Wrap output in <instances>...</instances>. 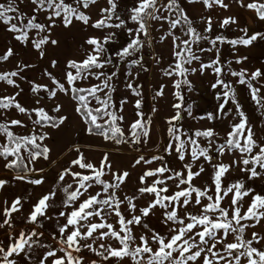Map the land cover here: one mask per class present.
Listing matches in <instances>:
<instances>
[{"label":"snow or ice","instance_id":"1","mask_svg":"<svg viewBox=\"0 0 264 264\" xmlns=\"http://www.w3.org/2000/svg\"><path fill=\"white\" fill-rule=\"evenodd\" d=\"M97 2H0V25L11 34V40L25 47L30 44L39 59L45 57L47 45L59 43L51 38L57 21L64 28L79 22L105 33L89 36L84 41L88 47L83 58L67 60L61 76L47 68L42 70L41 80L46 79L47 83L30 78L27 73L36 70L37 65L23 59H17L14 67L0 70V85L4 86L0 88V159L4 168L24 173L16 175L15 180L32 185L45 183L42 175L29 179V174L44 171L33 167L39 159L50 160L51 148L44 143L51 138L47 129L58 130L68 120L67 115H54L63 109L61 95L74 102V111L87 136L115 145H135L138 151L139 145L150 140L152 123L142 110L143 86L135 83L141 72L149 70L143 50L171 38L172 62L161 69L165 77L175 78V114L166 121L168 142L163 154L139 155L134 159L132 168L143 170L130 192L126 188L131 173L114 168L108 152L94 163L80 146L71 145L68 150L76 155L58 173L52 188L32 203L26 213L21 197L10 203L3 201L0 231L7 242L0 239V264H264V232L247 234L250 229L264 226V189L257 191L247 183L264 179V136H257L237 100L232 81L224 79L230 75L236 78V84L246 86L264 118V96L260 94L264 89L260 82L264 72L259 68L251 73L244 68L232 69L233 61L221 62L219 47H248L258 39L264 40V33L249 35L244 27L238 29L242 35L233 39L222 33L212 36V16L202 15L194 21L180 0H133L123 15L118 10L119 0H106L107 6L100 8L99 18L92 21L87 10ZM234 2L264 21L262 0ZM187 3L202 4L205 11L230 7L225 0ZM194 24H202L203 29L198 30ZM235 24V16L218 21L220 29ZM112 29L117 31H108ZM118 31L126 36V42L117 49L114 45ZM153 32L158 33V40ZM202 42L209 46L202 47ZM204 53L215 56L205 62ZM17 55L9 42L0 53V65H7ZM151 59L160 64L155 53ZM246 60L247 57L238 56L234 62L242 64ZM57 63L51 61V67L56 68ZM122 66L126 68L124 87L137 97L133 103L135 119L128 125V135L121 125L125 121L124 105L129 101L124 98L117 105L113 99V81ZM134 68L139 71L133 73ZM209 70L215 76L211 88L218 90L215 99L219 103L215 114L196 117L192 105H184L183 90L193 91L190 75L203 76ZM21 82L28 85L31 107L18 99L25 93ZM164 87L160 86L154 99L163 96ZM229 101L235 106V114L223 136L213 128L189 131L182 127L185 114L193 120L227 117L232 113L227 107ZM48 102L52 103L50 108L45 107ZM173 156L180 162L179 168L170 166L166 158ZM226 156L231 157L230 162H224ZM201 160L203 163L198 164ZM153 164L156 166L150 167ZM236 170L244 175L229 182V173ZM67 177H71V182ZM197 179L202 184L195 183ZM8 183L0 179V190ZM15 214H20L24 225L18 230Z\"/></svg>","mask_w":264,"mask_h":264},{"label":"rangeland","instance_id":"2","mask_svg":"<svg viewBox=\"0 0 264 264\" xmlns=\"http://www.w3.org/2000/svg\"><path fill=\"white\" fill-rule=\"evenodd\" d=\"M4 2V0H0ZM181 5L185 8L188 15L195 21L198 20L200 16L211 15L213 18V33L212 36L222 33L229 39L236 38L242 33L238 30L239 28L247 27L249 35L255 32L264 33V21L259 20L256 17L255 12L240 8L234 0H225L226 3L230 4L228 10L213 8L212 10L205 11L202 4H188L187 0H180ZM249 0H245L248 3ZM264 2V0H262ZM133 0H119V11L123 15L126 7H130ZM106 0H98L96 5L91 6L87 12L91 16L92 21L99 18V9L106 7ZM26 11L28 9H25ZM226 16H235L237 19V24L231 25L226 29H220L218 21ZM43 20V16L40 17ZM132 27L133 25H129ZM198 30L203 29L202 24H194ZM108 31H117L115 29ZM105 33L98 30L92 29L90 26H85L79 22H74L69 28H64L59 21H57V27L53 28L51 31V38L57 40L59 43L57 45H47L45 51V57L43 59L38 58V54L31 48L29 44L27 47L20 45L18 42L11 40V34L4 30V26L0 25V53H2L9 42L11 46H14V50L18 55L10 60L7 65H0V70L5 67H14L17 59H23L25 62L34 63L37 65L36 70H30L27 75L30 78L36 79L39 82L47 83L46 79L41 80L40 73L42 70L47 68L49 71L53 72L56 76H61L62 71L65 67L66 61L69 59H82L84 56V50L87 49V45L84 41L89 36H103ZM179 34V32L177 33ZM118 40L114 47L119 48L120 45L126 42V36L122 32H117ZM152 35L158 40V33L153 32ZM202 47H208L207 43L202 42ZM221 48L220 59L222 63L229 60L233 61L231 68L234 70H240L241 68L247 69L249 73L255 71L259 68L264 72V40L258 39L253 42L252 45L248 47L237 46L233 49L230 45L224 44L219 46ZM111 51V48H110ZM155 53L160 58V64L156 65L151 59V54ZM144 63L149 69L147 72H141L140 78L135 81V83L142 85L143 92V112L145 117H151V131L150 140L147 143H142L139 145V150L137 151V146L129 144L115 145L111 142H105L96 137L87 136L84 132V125L80 120V117L74 111V102L68 97L63 95L60 96L59 102L63 104V109L60 113L54 115H67L68 120L65 125L60 129H47L50 133V139L44 141L51 148L50 160L45 161L42 158L39 159L33 167L36 169H44L42 173H31L29 174V179L39 178L40 175L44 177L45 183L42 185H32L25 181L15 180L14 177L18 174L22 175L24 173L17 172L15 170H7L4 168V162L0 159V179L7 180L9 183L4 189L0 190V210H2L3 201L8 200L9 203L16 197H21L24 201V212L26 213L30 205L39 199L43 194L48 192L52 186L55 184L58 173L67 166V163L76 154L75 152L69 151L71 145H78L85 152L90 160L94 163H98L99 159L102 157L103 153L108 152L110 154V159L113 162V166L116 169L127 170L131 173V176L127 182L126 191H131L137 185L138 176L142 172V167L132 168V163L134 159L139 155H145L150 157L154 154H163L164 145L168 142L166 129L168 127L166 121L167 119L175 114V110L172 108V104L176 102L173 96L172 80L173 78L165 77L162 74L161 69L166 68L171 62V38L163 43H153L152 48H145L143 50ZM215 53H204L203 59L207 62L210 58H214ZM247 57V60L242 64H236L234 61L237 57ZM57 61V67H51V61ZM196 66V65H194ZM111 71V69H109ZM126 71L125 66L120 68V75L113 81L116 91L113 93V99L119 105V102L127 98L129 103L124 105L123 115L125 117L124 123L121 125L128 135V125L135 119V109L133 108L134 100L137 97H133L129 91L124 87V82L126 76L124 75ZM133 73L139 71V69H132ZM189 79L192 81L193 91L189 92L186 88L183 90L184 94V105H192L193 115L196 117L204 116L207 113H216L218 101L215 99V93L218 90H213L211 84L215 81V76L211 71H206L203 76L199 73L195 75H190ZM225 80L232 81L237 94V100L242 105V109L245 111L249 117L250 123L253 125L254 131L257 136H264V118L261 117L260 113L257 111L256 105L251 101L248 90L246 86L236 84V78L226 75ZM261 83H264V77L261 78ZM95 83V81H92ZM253 84L259 86L257 82L253 81ZM164 85V94L161 97H156L154 94ZM21 86L25 89V93L22 94L18 99L26 107L32 106L31 94L28 92V85L21 82ZM0 85V88H3ZM14 91V89L9 90ZM262 96H264V89H261ZM52 106L51 102L45 104L46 108ZM232 109L227 117H221L209 121L204 120H193L189 118L186 114L184 119L181 121L182 127L185 130H195L197 128H213L221 136L224 135L228 128V123L233 119L235 114V106L229 101L227 106ZM155 108L156 111H152ZM16 118H22L14 114ZM20 132L23 130L17 129ZM201 143H204L202 140ZM170 161V166L180 167V162L175 159V157H166ZM224 162H230L231 157H224ZM203 163V160L199 161ZM153 164L150 167H155ZM205 168L210 172V168L205 164ZM244 174L240 173L239 170L233 171L228 175V181H233L237 178L242 177ZM205 178L207 172L204 174ZM66 180L71 182V177H67ZM201 179H197L195 183L202 184ZM255 187L257 191L264 189V179H256L254 181L247 182ZM142 204L143 201H140ZM17 217L16 224L17 230L20 227H24L22 221L19 219L20 214H15ZM155 224V221H153ZM31 227V226H29ZM45 227H48L46 224ZM51 231V229H49ZM251 231H261L264 232V226H258L256 229L248 230V235H251ZM0 239H5L3 231H0ZM84 255L89 256V259L93 258L89 254L84 253Z\"/></svg>","mask_w":264,"mask_h":264},{"label":"trees","instance_id":"3","mask_svg":"<svg viewBox=\"0 0 264 264\" xmlns=\"http://www.w3.org/2000/svg\"><path fill=\"white\" fill-rule=\"evenodd\" d=\"M15 171L23 173L21 170H15Z\"/></svg>","mask_w":264,"mask_h":264}]
</instances>
